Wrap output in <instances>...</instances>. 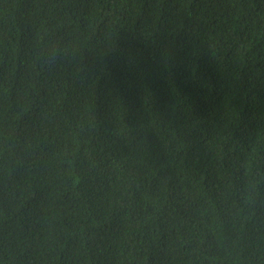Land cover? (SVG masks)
<instances>
[{
    "label": "trees",
    "instance_id": "obj_1",
    "mask_svg": "<svg viewBox=\"0 0 264 264\" xmlns=\"http://www.w3.org/2000/svg\"><path fill=\"white\" fill-rule=\"evenodd\" d=\"M0 264H264V0H0Z\"/></svg>",
    "mask_w": 264,
    "mask_h": 264
}]
</instances>
